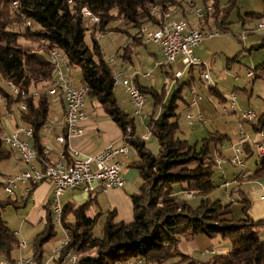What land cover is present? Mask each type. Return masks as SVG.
<instances>
[{
    "label": "trees",
    "instance_id": "obj_1",
    "mask_svg": "<svg viewBox=\"0 0 264 264\" xmlns=\"http://www.w3.org/2000/svg\"><path fill=\"white\" fill-rule=\"evenodd\" d=\"M182 1L0 0V78L10 81L20 91L40 92L37 97L27 98L24 101L27 108L21 110L20 95L3 90L0 84V160L11 154L1 139L5 131L3 117L8 110L17 124L24 123L32 129L31 146L38 151V155H42L41 131L50 110L47 89L56 87L55 69L48 61V55L56 49L65 55L72 67L80 68V85L88 87L87 97L98 101L108 117L120 127L123 137L129 135L127 142L137 156V160L129 163L137 169L141 179L138 190L130 195L131 220L127 223L114 221L115 212L108 210L101 234L95 236L92 231L101 215H87L93 201L91 198L81 203L62 205L60 228L68 236V242L49 264H118L137 259L143 264H169L173 259L175 261L170 264H196L190 255L179 251L178 244L182 238L194 239L199 234L208 238L218 235L230 241V248L223 254H213L208 264H264V238H260L255 231L258 222L251 219L234 221L230 204L208 197L209 192L220 186L214 179L217 165L210 146L212 143L217 146L226 135L210 132L200 142L192 144L178 136V100L188 104L182 90L184 86L190 88L192 85L194 68H189V76L183 81L176 80L171 91H167L165 86L158 90L142 87L136 82L140 90L152 99L147 126L151 137L156 140L157 152L151 151L141 137L135 136L134 116L123 111L114 99L113 67L102 55L96 32H108L111 22L122 20L128 28L120 31L131 38L120 55V59L125 60L136 46L146 45L140 32L143 25L155 28L168 7L178 5L183 9L184 4L192 6L195 0L184 4ZM235 1L229 0L226 10L221 12L218 0H215L213 11L205 12L197 24L198 28L211 30V26L215 25L226 31L227 14ZM14 2L16 4L11 7ZM153 6L158 9L153 11ZM84 7L98 21L89 22L82 14ZM247 14L257 21L264 17V8L259 13ZM24 22H30V25L20 31L12 30V24ZM87 23L90 25L87 26ZM129 27L135 29L134 34L129 32ZM87 32L90 41L85 38ZM21 37L25 43L19 41ZM29 41L31 43H27ZM261 41L251 48L264 46V39ZM33 43L37 44L36 48H32ZM198 70L199 73L202 71ZM170 77L174 79L173 74ZM255 119V122L249 121L253 132H264V112ZM128 127L131 128L129 133ZM258 141L264 143V135ZM244 151L246 157L251 154L250 147ZM64 154L69 157L68 149ZM258 159L255 175L264 172V155ZM238 180L235 178L231 183H238ZM35 185L30 184V191ZM176 186L183 194L179 195ZM238 192L243 193L241 190ZM186 193H190L191 197ZM12 197L0 198V259L8 261L15 259L12 253L18 247V239L2 218L1 209L14 205ZM240 198L246 208L250 201L244 193ZM50 206H46L44 227L32 242L33 264L43 262L42 246L57 234ZM67 252L76 256L75 262L68 261Z\"/></svg>",
    "mask_w": 264,
    "mask_h": 264
},
{
    "label": "rangeland",
    "instance_id": "obj_2",
    "mask_svg": "<svg viewBox=\"0 0 264 264\" xmlns=\"http://www.w3.org/2000/svg\"><path fill=\"white\" fill-rule=\"evenodd\" d=\"M186 1L188 0H183V4ZM214 1L215 0H195L192 6H190V4H184V10L178 5H174L173 7L170 6L163 14L169 13L170 18L173 20L183 18L192 26L196 25L198 28L199 26L197 24L200 20H198L196 16L195 8L204 9L206 6L210 5L212 10L209 11L212 12ZM228 1L229 0H218V8L221 12L226 10ZM263 1L264 0H236L235 5L229 9L227 14L228 25L226 31L220 30L215 25L211 26V30H203L210 32L212 37L204 38L201 45L196 46L194 51L204 65L200 67L197 65L189 66V68H194L192 72L194 80L190 88L186 85L182 90V96L186 99L188 106L184 100L179 99L176 111L179 123L178 136L189 140L191 144L200 142L210 132L226 135V138L218 142L217 146L213 143L210 146L214 159H220V161L224 162L219 165L216 164L217 167L215 168L214 179L220 183V186L209 192L208 197L217 199L223 204H230L232 213L231 218L234 221L251 219L258 222L255 231L260 238L264 237V172H260L258 175L254 174L255 164L259 159L254 153L255 146H253V142L255 143L258 141L260 137L259 132H253L249 121L255 122L257 120L255 118L264 112V64H262L264 63V46L251 48L254 44L256 45L262 42L261 40L264 39V33L255 30L256 19L250 17L247 13L253 14L261 12L264 8ZM15 4L16 2L12 3L11 7ZM28 25H30V22L29 24L25 22L22 24L15 23L14 25L12 24L11 27L13 31H20L24 26ZM89 25L90 24L87 26ZM108 27L110 29L108 32H96V38L98 37L97 40L102 55L113 67V73L118 70L117 67H120L122 73L126 76L130 74L131 71H134L136 67L133 63H123L120 59L122 47L129 41L128 34L120 30L128 28V26L122 20L120 22L116 20L111 22ZM116 27L119 29H116ZM129 30L132 34L135 33V29L129 27ZM241 36L244 37L241 38ZM85 38L87 41H90L88 32ZM19 41L26 42L22 37ZM27 43L31 42L29 41ZM146 45L151 48L157 47L151 42L146 43ZM36 47L37 44L33 43L32 48ZM109 58L113 60L109 62ZM176 61L174 65H172V63L166 65L167 67L163 66V68L165 67L164 70L171 71V73L172 70L174 72H176L177 69L184 70V64L180 62L181 60L177 59ZM152 62L153 59L149 58L147 64L142 63V68L149 74V77L146 78L144 82L147 85H150L152 82L151 84L156 86L158 90H161L163 86L166 88L173 86V84H171L173 78L171 79L170 76L165 75L163 69L153 68ZM171 65L172 68L169 67ZM198 68L202 70L200 73ZM203 72H209L211 83L204 82L201 77ZM247 72H249V75H246ZM70 74L72 75L73 84H80V68L72 67ZM187 76H189V73H187L183 79L187 78ZM176 80H178V78ZM0 84L3 90H10L8 83L2 81L1 78ZM113 85L114 88L120 89L122 97L127 101L120 82H115ZM75 86L84 87L81 85ZM210 87L215 91L213 92ZM191 90L195 92V97H199L194 107H192L193 105L189 106L190 100L194 97ZM231 94L236 96L234 106L230 105ZM55 98H57V96L52 94L49 96L48 101L50 102V110L47 120H52V113L56 110L53 101ZM146 99V105L141 111H143L144 114H149L151 111L150 105L152 104V99L150 96H146ZM249 108L253 110L255 118L243 120L240 115ZM7 112L11 111L8 110ZM6 114L3 117V121L6 126L4 129L8 132L11 128H14L13 123L15 121L12 115L6 116ZM187 114H192L194 116L193 124L191 125L188 121ZM132 116L134 115L132 114ZM199 117H201L202 121L199 120ZM134 120L137 130L145 131L144 124H141V118L138 116L135 117ZM48 125L47 121L43 127ZM21 126L24 127L26 125L22 123ZM65 126H63L64 129H66ZM128 128L131 129L130 127ZM241 136H246L248 138V141L242 146L241 152L238 154L242 159V164H230L233 156H235L233 148ZM246 147L248 149L250 147L251 149V154L247 157L244 151ZM156 149H154V152H157ZM135 155L136 154L133 152L132 157ZM12 160H14L13 157ZM3 163V161H0V172H3L4 175L12 173L13 171H11L9 167H4ZM0 177L4 176L0 173ZM235 178L239 179L238 183H231ZM176 190L179 195L183 194L180 187L176 186ZM239 190H241V193L243 191L244 196L250 201L246 208H244L246 205L240 198V195L243 193L240 194V192H238ZM5 195L4 191L0 189V198H6ZM187 196L191 197V195ZM32 207L33 203L30 200L22 207H15L13 204H9L1 209L2 218L5 220L8 227L14 230V235L18 239V247L12 253L15 259L24 257L32 258V242L44 227L43 222H39L34 226L27 221V215L33 210ZM105 217L106 214H102L98 218L92 231L95 236H100ZM55 230L57 231L56 236L42 246L44 248V259L41 264H44L50 255H52L54 246H57L65 238L62 229L57 223H55ZM23 241L26 242V246H24V249H21L19 248V243H23ZM229 248V239L221 238L218 235L208 238L204 234H199L195 236L194 239L191 238L187 240L182 238L178 244L179 251L182 254L185 253L190 255L196 264H208L213 254H223V252L227 251ZM6 260L7 259H0V262ZM174 260L175 259L170 260L169 264ZM11 261L7 260V262Z\"/></svg>",
    "mask_w": 264,
    "mask_h": 264
},
{
    "label": "built area",
    "instance_id": "obj_3",
    "mask_svg": "<svg viewBox=\"0 0 264 264\" xmlns=\"http://www.w3.org/2000/svg\"><path fill=\"white\" fill-rule=\"evenodd\" d=\"M15 3V2H14ZM153 11L158 9L157 6H153ZM211 11L210 5L204 9L195 8L196 16L200 20L206 11ZM82 14L88 18L92 24L98 21L97 17L92 16L87 8H82ZM29 24V22L27 23ZM255 30L264 33V17L259 18L256 21ZM140 32L143 36L145 44L151 42L155 44L159 50V57L155 61V67L162 68L163 66L174 64L177 59H180L184 64V68L188 69L191 65L202 66L203 62L194 54V47L201 45V42L206 37H212L210 32L200 30L196 26H192L188 21L186 22L183 18L173 20L170 18L169 13L163 14L159 26L155 28H149V26L143 25L140 28ZM244 36H241L243 38ZM98 39V37H97ZM65 55L58 49L51 50L48 55V61L54 66L55 69V84L56 87L47 89L48 94L57 96L60 101L64 103V116H65V134L56 137V141L61 144L66 143V139L72 137L79 132L76 127L79 121H84L86 113L84 109V98L87 95L88 88L86 86L80 87L75 86L72 82V66L66 61ZM113 59L109 58V62ZM183 75V71H176L174 79L171 80V84H175L176 79ZM246 75H249L247 72ZM144 76H149L148 73H144ZM202 79L206 83H211V77L209 72H203L201 75ZM112 78L115 82H120V85L124 87L125 92L129 96L133 111L132 114L135 117L141 116L146 118L147 115L141 111L145 105L146 96L133 81L132 77L122 76V73L115 71L112 74ZM121 80V81H120ZM10 91L15 96L20 95L22 101H20L19 108L25 110L27 108V98L37 97L39 91L34 90L31 93L20 91L10 81H7ZM194 95L190 100V104H196L199 99L195 97V92L191 90ZM230 105L234 106L236 96L231 94ZM241 113V112H240ZM7 115H12L11 112H7ZM240 117L244 120H251L255 118V114L252 109H246L241 113ZM188 121L193 124L194 116L187 114ZM201 120V117H199ZM202 121V120H201ZM46 124V123H45ZM127 132L130 129L127 128ZM264 132L259 131V137L262 138ZM151 136V132L148 129L147 133L141 138L143 140L148 139ZM129 135L123 137V143L105 145L99 151L86 154L83 156L80 150L73 148L68 149L69 161H66L64 155L59 160L54 162H48L38 155V151L32 148L31 141L33 139V132L29 126L22 127L19 123L16 128L9 130L2 135V140L5 145L16 153L19 160L24 162L27 167L22 170L19 174H14L8 177H0V189L4 191L6 196H14L17 191L23 189L24 194L30 193V184H38L42 181H50L54 190L51 197V211L53 216V222L59 224L61 227L62 217V204L61 196L66 190H74L77 187H81L84 192L88 191L93 187L94 183L97 182L103 190L122 188L124 185V179L121 174V163L118 160L119 156L126 158L131 153V147L127 142ZM259 138V139H260ZM248 141V138L240 137L234 146L235 156H233L230 164H242V159L238 154L241 152L242 146ZM254 153L259 158L264 155V143L260 141L253 142ZM48 153L47 149L42 148L41 154ZM216 164L219 165L224 161L215 160ZM227 185V183H226ZM225 185V186H226ZM191 195L190 193H186ZM65 238L57 246H54L52 255L47 259L44 264H49L51 259L61 252L63 245L68 242V236L64 233ZM26 242L19 243V248L24 249ZM67 259L70 263L75 262L76 256L71 252H67ZM31 257L17 258L11 262L1 261L0 264H33ZM118 264H143L140 259L130 260L124 263Z\"/></svg>",
    "mask_w": 264,
    "mask_h": 264
},
{
    "label": "crops",
    "instance_id": "obj_4",
    "mask_svg": "<svg viewBox=\"0 0 264 264\" xmlns=\"http://www.w3.org/2000/svg\"><path fill=\"white\" fill-rule=\"evenodd\" d=\"M129 41H131L130 37H129ZM123 47H125V45H123ZM195 48L196 47H194V49ZM193 52L197 56L194 50ZM158 57H159V50L157 47L151 48L148 45H139L135 47L133 53L131 52L126 57L125 60L121 59V61L123 63H133V65L136 66V67L134 66L135 67L134 71H131L130 74L126 75L127 77L129 76L132 77L133 81L135 83L137 82L142 87H147V88L154 87L158 89L156 86H153L151 84L152 82L150 83V85H147L144 82V80L149 76L148 77L144 76V73H147V71L142 68V63L147 64L149 58L153 59L152 67L159 68V67H155V61L156 59H158ZM172 65L169 67L172 68ZM117 68H118L117 71L122 73L120 67ZM164 68L162 67L159 69L164 70ZM176 71H183V75L177 80L179 82L183 81L184 80L183 78L188 73V69L186 68L184 70L177 69ZM164 73L167 76H171V74L174 75L176 72L172 70L171 73V71L169 72L167 70H164ZM122 76H125L124 73H122ZM175 84H173L174 88H175ZM75 85H80V84H75ZM167 89H168L167 91H171L172 88L169 87ZM113 93L115 97L114 99H116L121 109L127 112L128 114L132 115L133 105L130 99L128 98L129 96L127 95V93L125 92V96H126L125 98H127V101L122 97L120 89L118 90L117 88H113ZM53 101L56 106V110L54 111V113H52L53 114L52 120H47L49 125L43 127L44 129L42 128L41 131L42 133L40 137L42 148L48 150V153H46L45 155L44 154L41 155L42 157H44L46 161L52 163L56 159L59 160L60 158H62L63 155L65 160L69 161V157H66L64 154L65 149L76 148L81 151L83 156H85L86 154H91L99 151V149H101L103 146L107 144L117 145L123 143L122 131L120 127L116 125L117 123L108 117V115L101 107V105L98 103V101H95V99H91L87 96L84 98V109L86 113V118L84 121H79L78 125L76 126L78 127L79 132L75 135H72V137L66 139L67 141L65 144H61L60 142L58 143L56 141V137L65 133L63 127L65 126V116L63 114L64 104L62 101L59 100L58 97L55 98V100ZM145 105H146V101H145ZM194 106L195 105H193L192 107ZM150 107L152 110V104L150 105ZM150 113L149 114L146 113L147 115L146 118H142L141 116H139L141 118V122H142L141 124H144L145 131H140L139 129L138 131L136 124H134L135 136L142 137L147 133L148 130L147 123L149 120ZM13 125L14 128L18 126L16 122H14ZM4 128H6L5 123H4ZM11 130H13V128H11ZM144 141L146 142L149 149L154 152V149L157 148L156 140L151 138L150 136L148 139ZM130 151L131 153L128 157L126 158H123V156L118 157V160L121 163L120 165L122 166L121 168L122 178L124 179V185L122 188L103 190L102 187H100L99 184L95 182L93 187L88 191V193L84 192L81 187H77L74 190L71 189L66 190L65 192H63V195L61 196V200H60L61 204L65 205L68 202L81 203L83 201L85 202L88 198H91L93 201L92 204L89 205L90 207L87 212L88 216H94L96 214H100V215L106 214L108 210H111L115 212L114 221L122 220L125 221V223L129 222L132 218L131 217L132 204H131L130 195L138 190L141 182L137 169H135L129 164L132 161L137 160L136 155L132 157V153L134 152L136 154V152L133 151V149H131ZM12 157L14 158V160H12ZM0 161L4 162L3 163L4 167L6 168L9 167L11 171H13L8 175H4L3 172H0L1 175H3L4 177H8L14 174H19L22 170L26 169L25 167H27V165L21 160H19L17 155H15V153L13 152H11V154L6 159L3 158ZM53 190H54V186L50 181L48 182L42 181L41 183L36 184L33 190L30 191L29 194H24L23 189L21 188V190L17 191L16 194H14V196L12 197V201L14 202L15 207H22L26 205L28 201L30 200L32 201L33 210H31L30 214L27 215L28 218L27 221H29L31 224L36 226V224L39 222H43V223L45 222L44 220L47 210L46 206H50L49 204L52 197L51 193H53Z\"/></svg>",
    "mask_w": 264,
    "mask_h": 264
},
{
    "label": "bare ground",
    "instance_id": "obj_5",
    "mask_svg": "<svg viewBox=\"0 0 264 264\" xmlns=\"http://www.w3.org/2000/svg\"><path fill=\"white\" fill-rule=\"evenodd\" d=\"M14 129V128H13ZM4 133H6V131H4L3 133H2V135L4 134ZM2 135H1V139H2ZM3 141V140H2ZM7 147H8V145H6ZM9 148V147H8ZM10 149V148H9ZM10 151L11 152H13L11 149H10ZM13 153H15V152H13ZM15 155H16V153H15Z\"/></svg>",
    "mask_w": 264,
    "mask_h": 264
}]
</instances>
